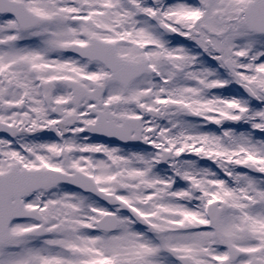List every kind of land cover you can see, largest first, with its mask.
<instances>
[{
	"label": "snow or ice",
	"instance_id": "obj_1",
	"mask_svg": "<svg viewBox=\"0 0 264 264\" xmlns=\"http://www.w3.org/2000/svg\"><path fill=\"white\" fill-rule=\"evenodd\" d=\"M0 264H264V0H0Z\"/></svg>",
	"mask_w": 264,
	"mask_h": 264
}]
</instances>
